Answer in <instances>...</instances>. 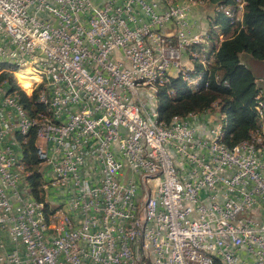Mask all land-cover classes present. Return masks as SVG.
<instances>
[{"label":"built area","instance_id":"2783aa9c","mask_svg":"<svg viewBox=\"0 0 264 264\" xmlns=\"http://www.w3.org/2000/svg\"><path fill=\"white\" fill-rule=\"evenodd\" d=\"M214 8L0 0V59L50 72L56 111L35 128L0 84V264H185L175 248L186 240L212 249L187 251L197 264H264V148L223 146L214 113L174 127L152 121L149 83L162 74L190 80L181 78L192 68L184 50L205 39ZM21 128L40 132L51 206L27 197L20 152L30 138H18Z\"/></svg>","mask_w":264,"mask_h":264},{"label":"trees","instance_id":"16d2710c","mask_svg":"<svg viewBox=\"0 0 264 264\" xmlns=\"http://www.w3.org/2000/svg\"><path fill=\"white\" fill-rule=\"evenodd\" d=\"M223 24L225 31H229L225 20ZM244 25L246 30L244 28L221 45L207 92L194 94L179 78L172 79L168 85L160 88L157 110L161 121L169 124L175 116L187 117L211 111L226 122L225 142L228 146L233 147L250 139L251 132L258 126L255 97L260 88L246 59L264 62V0H247ZM9 69V64L0 66V81L8 79L13 89L19 90L21 103L32 117L45 112V108L37 103L43 86L22 88L14 76L5 73ZM23 146L27 170L32 173L28 178L30 192L37 201L45 202L43 174L37 157L40 143L35 131Z\"/></svg>","mask_w":264,"mask_h":264},{"label":"bare ground","instance_id":"6f19581e","mask_svg":"<svg viewBox=\"0 0 264 264\" xmlns=\"http://www.w3.org/2000/svg\"><path fill=\"white\" fill-rule=\"evenodd\" d=\"M172 3H180V0H172ZM185 4L190 5L193 8L206 6L215 7L212 15V25L205 29V39H194L190 42V50H184V58H190V66L192 68L182 69L181 78L190 79L182 82L194 94H201L209 90L212 69L216 64V57L221 45L245 28L244 20L247 10V0H241V2L240 0H228V2H222L221 0H185ZM239 13L241 23H239ZM220 17L223 21L225 20V22H227V27L230 28L229 31H225L226 28L224 27L223 21ZM234 24L237 25L234 26ZM216 45H219L217 53ZM192 51L196 52L192 54ZM213 54L214 57L206 58V56H213ZM3 64H9L11 66V70H7L5 72L6 74L12 73L16 76H22L20 79H17L20 87L28 88L31 86H43V89L39 91L37 103L45 108V112H39L36 116L32 117L21 103L19 90H14L8 79L0 81V84L5 86V94L13 97L17 102L19 113L26 119L27 123L34 124L35 128H44L50 126L51 122L56 121V111H54L55 98L53 93H48L51 90L52 85L51 73L48 71L31 70V65L20 64L18 62L10 61L9 59H0V66ZM172 79H177V77L174 74H162V76L153 77L152 82L149 83V95L155 99L152 114V121L154 125H162V121L160 120V115L157 110L158 92L162 86L168 85ZM255 111L258 118L257 128L251 132L250 139L248 141H243L233 147L241 146L246 151H257L264 148V95H262V104L261 98L256 95ZM209 114H212V112L207 111L202 114H190L187 117L175 116L169 124L165 122L163 123L166 127H174L175 123L182 119H195L198 117L208 116ZM226 128V122L221 116H219L218 141H220L223 146H228L225 142ZM32 132L31 128H21L18 130V138H30ZM35 132L40 143V148L37 151V157L40 161L39 166L40 172L43 174V188L46 192V201L42 202V206H51L52 203L48 200L52 197L51 186L49 184V176L46 174V166H43L41 135L39 131ZM23 152H20V172L21 176L26 178L27 197L34 198L30 192L28 184V178L32 173L27 170ZM40 220L43 223H50L51 215L47 212H40ZM149 230L150 221H143L140 230V246H148ZM136 239L137 230L128 231V241H136ZM187 251L190 253H201V255L212 256V249L206 248L205 245H202L195 240L181 241L180 243H177L175 255H178L179 258H185V264H197V258L187 257ZM127 252L130 256H137V247L134 244H127ZM218 262L219 264H227V262L222 258H212V264H217ZM135 264L143 263L135 262Z\"/></svg>","mask_w":264,"mask_h":264},{"label":"crops","instance_id":"0c3cea01","mask_svg":"<svg viewBox=\"0 0 264 264\" xmlns=\"http://www.w3.org/2000/svg\"><path fill=\"white\" fill-rule=\"evenodd\" d=\"M246 60L256 74L258 88L264 92V62H258L249 58Z\"/></svg>","mask_w":264,"mask_h":264},{"label":"rangeland","instance_id":"374dc122","mask_svg":"<svg viewBox=\"0 0 264 264\" xmlns=\"http://www.w3.org/2000/svg\"><path fill=\"white\" fill-rule=\"evenodd\" d=\"M255 76H256V74H255ZM150 104H151V103H150ZM151 105H152V104H151ZM48 200H49V201L52 203V197H51V198H49Z\"/></svg>","mask_w":264,"mask_h":264}]
</instances>
